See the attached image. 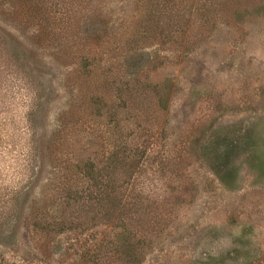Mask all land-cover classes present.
Instances as JSON below:
<instances>
[{
    "label": "rangeland",
    "instance_id": "rangeland-1",
    "mask_svg": "<svg viewBox=\"0 0 264 264\" xmlns=\"http://www.w3.org/2000/svg\"><path fill=\"white\" fill-rule=\"evenodd\" d=\"M27 1L28 10L0 0V259L7 264H123L120 254L112 256L111 242L131 233L151 240L141 264H264L262 0H240V13L217 12L216 23L207 25L183 0L180 12L190 22L172 27L177 36L171 41L165 33L157 34L162 26L153 31L148 24H138V35L148 39H141L143 54L161 64H145L141 80L170 81L171 93L165 114L149 106L131 111L135 117L119 111L123 123L118 136L131 148L138 147L137 152L147 142L153 166L141 172L139 186L156 200L165 218H136L124 232L115 230L119 223L108 224L103 218H74V209L64 211L55 200L64 196L59 183L66 171L90 155L104 163L103 153L109 151L102 144L115 135H110L113 118L110 121L105 111L99 112L103 117L87 121L79 117L88 110L75 113L76 94L88 97L90 87L102 78L106 66L98 61L110 63L102 49L86 39L85 30L96 18L93 3L77 0L70 12L59 4L49 30L44 29L45 15L51 4L62 0ZM37 3L41 6L35 7ZM103 3L101 19L110 30L125 32L132 26L137 31L130 24L131 16L138 17L131 0ZM34 9L39 10L31 13ZM196 28L202 29L193 33ZM146 30L148 34H141ZM173 39H179L178 48ZM152 40H163V45L149 47ZM81 57L94 62L97 81L80 77ZM217 137L235 146L230 176L208 153ZM166 155L170 163L164 169L160 162ZM179 191L185 198L177 197ZM54 221L72 224L49 235L44 247L38 239L46 231L38 230ZM77 255L85 257L79 260Z\"/></svg>",
    "mask_w": 264,
    "mask_h": 264
},
{
    "label": "trees",
    "instance_id": "trees-1",
    "mask_svg": "<svg viewBox=\"0 0 264 264\" xmlns=\"http://www.w3.org/2000/svg\"><path fill=\"white\" fill-rule=\"evenodd\" d=\"M5 1L12 2L15 9L16 5L20 6L21 9L25 8L28 10L31 8V3L27 0ZM76 1L62 0L60 3L51 4L52 10L46 15L44 14V21L45 23L47 22V26L44 29L47 27L49 30L53 28L55 22L52 23L51 21H53V14L59 4L63 5L65 10H69ZM80 1L85 3V5L93 3V10H95L93 14L96 18L89 23L90 27L85 30L86 39L88 38V40L96 43V46H99L108 57L110 63L107 65V61H98L103 66H106L104 68L105 71L100 74L102 78L99 77V82H96V85L93 84L94 87H90L91 90L88 97H84L79 92L76 94L78 104L75 106L77 108L75 113L84 112L83 114H86L89 111L86 116L79 117L85 118L83 121H87L88 118L91 120L92 116L103 117V115H99V112L101 110L105 111L104 115L108 119L113 118L115 125L112 127L113 131L110 130V135L111 137L115 135L112 137L114 139L102 144V147L104 148V145H106L109 151L106 154L103 153V156L106 155L104 163L96 160V156L90 155V158L92 156L91 159L81 160L77 162L78 164L72 165L69 171H66L68 174L65 175V180L59 183L64 196H59L58 200L56 198L55 200L58 201L57 205L61 204L63 206L64 211L74 209L76 213L74 218H103L108 224L112 222L119 223L115 230L124 232V226L127 224L128 226L133 225L138 221L136 218H165V212H161L156 200H153L151 196L144 195L139 186L141 172L147 165L153 166L152 163H148L151 156L147 155V142L144 143L143 149L141 148V151L137 152L138 147L131 148L125 138L121 137L123 139L121 140L120 136H118L121 131V129L118 130L120 128L119 122L123 123L122 119L118 118V115H120L119 111L126 110L129 113H133L132 117H135L134 115L136 114L131 111L137 112L138 109L143 108L142 106H149L148 108L165 114L171 93L169 90L170 81L165 80L163 83L153 84L148 81L145 82L146 79L144 80V78L141 80V69L145 64H161L157 62V57L155 59H147L145 54H143L142 50L146 47L143 46L144 40L141 39H148L143 35H138L140 33V29L137 30L138 24H148L151 28H154L153 31L162 26L157 34L162 37V34L165 33V38H170L169 41H171L172 36H177L174 33L176 30H173L172 27H181L182 21L186 24V16L180 12V7L185 6V2H188L189 7H192V14L196 15L198 12L207 25L208 23H216L217 12L231 15L240 13V0H185V2L183 0H131L132 13L138 15V17L131 20L133 19L131 16L130 24L137 26L135 27L137 31L133 30L132 26H129L125 32L119 29V33L117 29L112 28L110 30L106 24L107 21L101 19L106 6L103 0ZM37 6L40 7L41 3H37L35 7ZM263 6L264 0L260 4L261 8ZM37 10H31V13L37 12ZM140 16L141 18L139 19ZM202 28H196L198 30L193 33L200 31L199 29ZM88 29H90V32ZM128 30H132V33L129 34ZM145 33L148 34L147 30L146 32H141V34ZM193 35L192 32L188 33L187 38H192ZM162 41L152 40L149 47L161 46L163 45ZM178 41L173 39V42L176 43L174 46L177 48L179 47L177 46L179 44ZM171 49L170 51H173V48ZM93 63L87 57L78 58L77 61V72L88 83L95 78L92 72L96 65H93ZM94 108L97 111L91 110ZM105 131H108V129L105 128ZM148 146L149 149L153 148L151 142L148 143ZM234 147L231 141L217 137V139L212 141L210 147L207 148L215 165L220 169L222 168L226 176L233 174L229 160ZM89 148L92 151L90 143ZM160 163L165 169V167L169 166L170 158L166 155L161 158ZM157 166L158 164H155L152 167V173L157 170ZM170 166L171 170L175 169L174 164H170ZM155 172L157 173V171ZM177 197L185 198L184 192L179 191ZM153 208L154 210H152ZM58 218L65 217L61 216ZM71 224L72 222L69 221L67 224L64 221H54V223H49L47 226H42L38 231L45 230L46 235L40 232L42 234L39 236V243L47 247L49 235H58L64 231L65 226H71ZM75 241L77 242V240ZM150 241L148 237L137 238L131 233H126L121 239L117 235L114 237V241L111 242L112 256L116 259L115 255L120 254L123 264H141L143 249L149 246ZM78 243L79 241L76 244ZM83 257L85 256L81 255L79 257L77 255L79 260ZM0 264L7 263L0 259Z\"/></svg>",
    "mask_w": 264,
    "mask_h": 264
}]
</instances>
